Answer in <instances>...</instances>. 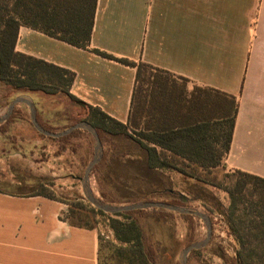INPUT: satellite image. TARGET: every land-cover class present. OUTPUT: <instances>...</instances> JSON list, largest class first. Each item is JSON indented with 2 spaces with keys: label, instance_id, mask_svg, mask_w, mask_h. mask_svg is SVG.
<instances>
[{
  "label": "crops",
  "instance_id": "0c3cea01",
  "mask_svg": "<svg viewBox=\"0 0 264 264\" xmlns=\"http://www.w3.org/2000/svg\"><path fill=\"white\" fill-rule=\"evenodd\" d=\"M91 46L236 96L224 165L264 177V0H97ZM16 49L74 71L83 105L130 119L135 67L27 25ZM67 212L59 199L0 192V264H99L98 227Z\"/></svg>",
  "mask_w": 264,
  "mask_h": 264
},
{
  "label": "trees",
  "instance_id": "16d2710c",
  "mask_svg": "<svg viewBox=\"0 0 264 264\" xmlns=\"http://www.w3.org/2000/svg\"><path fill=\"white\" fill-rule=\"evenodd\" d=\"M96 3L97 0H0V85L10 88L17 94L31 91L64 92L72 100L78 103L82 102L71 93V86L75 78L74 71L19 52L16 49L20 27L22 25L30 26L78 47L91 50L105 58L137 69L133 107L127 122L117 120L98 106L82 104L88 110L83 120L91 122L97 128L104 146L103 156L93 167L90 180L91 176L95 175L98 183L101 184L100 173L102 169L105 166L108 169L107 167L113 161L124 160L125 156L130 155L127 151L117 149L114 136H122L134 141L139 150L138 157L141 165L147 170L163 173L174 170L182 171L176 164L175 160L178 159L175 156L204 167L220 165L231 148L239 108L238 98L216 89L200 86H194L190 92H188L187 85L178 90L173 85L175 81L172 77L175 75L171 72L144 61L116 56L92 47L91 36L95 21ZM181 79L186 83L188 82L185 77H181ZM37 118L41 126L46 129L52 131L64 129H57L55 123L49 119L42 120L38 106ZM21 121H30L33 124L30 108L25 103L17 104L12 115L0 124V128L5 127L6 131H12L13 126ZM217 126H220L221 133L212 132V129L217 128ZM38 132L44 138L59 144L56 150L57 155H63L69 150L74 153L79 140L82 138L90 139V142L95 141L93 134L83 128H77L60 137ZM221 139L224 140L222 148L217 149L214 144L220 142ZM168 152H172L173 155H169ZM236 171L241 175L238 180L239 184L244 183V178H248L257 181L264 187V177L242 170ZM32 180L36 181L33 183ZM47 180L42 177L27 178L20 172L12 170V178L0 182V192L18 196L42 195L37 186H47L48 183H51ZM177 192L181 195L184 194V190L175 191L171 189L162 193L158 189H153L138 193L139 196H136L137 200L134 202L151 200V197L155 196H165L167 199L164 201L184 206L185 201L182 198H176ZM229 194L234 214L236 203L233 192L229 191ZM103 199L112 204L120 202L115 198V195H107L105 191H103ZM98 210L102 214L109 215L108 220L116 233L117 240L132 243L133 248L142 247V253L145 252V247L139 231L141 227L135 219L136 214L157 211L175 216V218L180 217L184 224H187V238L193 237L186 242V246L195 240L196 230L202 220L200 216L192 213H181L162 207L117 213L105 212L99 208ZM222 212L227 220V234L235 241L234 248H228L222 240L216 242L214 218L212 214H208L212 220V238L207 246L193 249L189 253L187 264H190L191 256L201 257L204 254L209 255L216 264H250V254L246 242L240 229L236 227L232 214L228 217L227 211ZM71 223L80 225L72 221ZM163 227L164 232L165 228ZM172 234L169 231L164 237L170 239ZM145 253H147L146 255L152 264H158L153 249L149 251L146 249ZM258 254L264 256V248L260 249ZM176 264H182L180 259L176 261Z\"/></svg>",
  "mask_w": 264,
  "mask_h": 264
},
{
  "label": "rangeland",
  "instance_id": "374dc122",
  "mask_svg": "<svg viewBox=\"0 0 264 264\" xmlns=\"http://www.w3.org/2000/svg\"><path fill=\"white\" fill-rule=\"evenodd\" d=\"M173 85L179 90L189 86L181 77H172ZM188 92L190 90L188 89ZM27 94L33 97L41 111L42 120H51L56 128L67 127L82 121L87 109L72 100L64 92L46 93L31 91L17 94L10 88L0 85V115L9 102L16 96ZM62 129V130H64ZM60 130V131H62ZM221 133L220 126L212 132ZM132 132V131H131ZM134 134V132H132ZM216 138V137H214ZM115 146L119 150L130 153L124 160L113 161L100 173L101 184L95 175L91 176L94 193L103 201V191L115 195L120 202L128 204L137 200L138 193L158 189L162 193L167 190H184L187 200L184 206L212 214L215 222L216 242L222 240L228 248L233 249L235 241L227 234V220L222 211L232 214L236 227L240 229L250 254V264H264V256L258 254L264 248V187L255 180L244 178L238 183L241 175L236 170H229L222 160L220 165L204 167L175 156L176 164L182 171L174 170L166 173L147 170L142 167L138 157L139 150L132 139L114 136ZM223 139L215 142L217 149L222 148ZM96 142L81 139L76 151L70 150L57 155L58 143L44 138L30 121H21L13 126L12 131L0 128V182L12 178V170L20 172L27 178H46L47 186H37L42 196L54 197L68 204L67 216L70 221L85 226L98 227L100 233V264H152L146 255V249L154 250L158 264H176L187 238V224L175 216L157 211L140 212L135 215L140 225L145 252L141 248H133L132 243H124L116 238L110 226L108 214H102L84 195L81 178L88 163L94 157ZM215 148V149H216ZM173 155L172 152H168ZM185 161V162H184ZM33 183L36 180H32ZM53 182V183H52ZM229 191L233 192L236 207L231 206ZM31 196V195H30ZM176 198H182L177 192ZM167 197L155 196L151 200L164 201ZM133 200V201H128ZM107 202V201H106ZM223 209V210H222ZM159 224V225H157ZM165 228L164 232L162 230ZM173 233L170 239L165 234ZM207 227L201 220L194 241L206 237ZM191 242V243H192ZM190 264H216L209 255L191 256Z\"/></svg>",
  "mask_w": 264,
  "mask_h": 264
},
{
  "label": "water",
  "instance_id": "95a60500",
  "mask_svg": "<svg viewBox=\"0 0 264 264\" xmlns=\"http://www.w3.org/2000/svg\"><path fill=\"white\" fill-rule=\"evenodd\" d=\"M19 103H25L29 106L31 111V119L35 126V128L40 131L43 134L54 136V137H60L63 135H67L71 133L73 130L77 128H83L89 130L94 138H95V151H94V157L93 159L88 163L84 176L81 178L82 185H83V191L85 197L88 199L89 202H91L95 207L109 213H117L120 211H128V210H135V209H145V208H151V207H162L174 211H179L181 213H192L195 215H198L201 217V219L205 222L207 226V233L206 237H204L201 240L194 241L183 248V250L180 253V261L182 264L188 263V256L189 253L193 249H200L205 246H207L212 238L213 234V226H212V220L210 216L200 210L188 208L183 205L175 204L169 201H158V200H141L133 203L128 204H112L106 201H103L100 199L95 193L92 188L91 182H90V174L93 169V167L101 160L103 153H104V146L103 142L101 140V137L99 135V132L97 128L89 121L82 120L77 123H74L73 125L67 127L66 129L62 131H52L49 129L44 128L41 126V124L38 121L37 118V105L33 97L27 94H21L16 96L8 105L6 111L0 115V124L4 121H6L13 113L15 107ZM80 104H83L80 102ZM182 199L185 201L187 200V195L182 194Z\"/></svg>",
  "mask_w": 264,
  "mask_h": 264
}]
</instances>
